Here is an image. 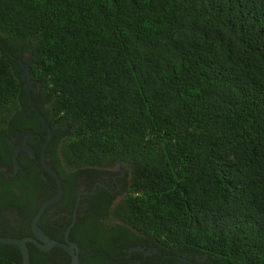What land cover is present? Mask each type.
Wrapping results in <instances>:
<instances>
[{"label": "trees", "instance_id": "obj_1", "mask_svg": "<svg viewBox=\"0 0 264 264\" xmlns=\"http://www.w3.org/2000/svg\"><path fill=\"white\" fill-rule=\"evenodd\" d=\"M20 61L63 181L47 236L65 242L96 188L70 234L81 264L146 245L177 264H264V0H0V237L24 239L57 185L26 152L2 174L13 137L44 134ZM0 264H23L20 249L0 243Z\"/></svg>", "mask_w": 264, "mask_h": 264}, {"label": "water", "instance_id": "obj_2", "mask_svg": "<svg viewBox=\"0 0 264 264\" xmlns=\"http://www.w3.org/2000/svg\"><path fill=\"white\" fill-rule=\"evenodd\" d=\"M20 62L23 64L22 61ZM24 67L26 68V73L24 75L25 87L30 94V98L32 101V111L35 112L39 116V118L41 119L43 123V130L46 132V141L42 144L41 161H38V162L41 165L43 171L47 172L55 180L56 185H57V193L52 198H49L41 205L39 211L33 218L32 223H31L32 232H33L32 237H27L24 239L0 237V243L6 244V245L17 246L22 253L23 264H32L31 255H30L29 248H28L29 243L34 244L43 252H50L51 250L56 249V248L62 249L71 257V264H81V259H80L81 250L76 243L70 240V234H71L72 229L77 224L78 211H79L82 197L93 194L96 188H94L92 192H83L78 196V200H77L74 213H73V221L65 233V242L54 241L44 233V231L40 227V221L49 207L55 206L63 200L64 188H63V181L60 175L53 168L49 166L48 161H47V151H48L49 145L51 143V138H52L51 127L48 121L46 120V118L42 115L40 110L37 108V102L32 96L33 92H35L36 95L38 94L39 88L34 87L31 81L32 77H31L30 71L26 65H24ZM31 137H38V136L33 133H28V134L23 135V137L21 138V141L26 142L27 139ZM20 150L28 151L29 153L32 154V157L35 158L34 150L29 149L27 146L18 148L14 154V163H15L16 169L19 167L18 155H19Z\"/></svg>", "mask_w": 264, "mask_h": 264}, {"label": "flooded vegetation", "instance_id": "obj_3", "mask_svg": "<svg viewBox=\"0 0 264 264\" xmlns=\"http://www.w3.org/2000/svg\"><path fill=\"white\" fill-rule=\"evenodd\" d=\"M51 133H52V137H53L52 128H51ZM37 136L38 137H31V138L27 139L26 142H22L21 141V138L23 137V134H22L21 136L13 137L9 141V144L11 145V147L13 149V152H15L18 148H21L23 146H27L29 149L34 150L35 158L32 157V154L31 153H29L28 151H25V150H20L19 151V154L21 152H26L27 154H29V156L31 158H33L37 163H39L38 161H41V157H42V144L46 141V132L44 131L43 136H39V135H37ZM34 138L35 139H38V142H32L34 146L31 147V145L29 144V141L31 139H34ZM51 141H52V138H51ZM38 150H40V158H38L37 155H36V152ZM48 160L49 159H48V151H47V161ZM19 169H20V166L17 169L14 166V170L12 171V173H9L7 171L8 170L7 168H2V171H3L2 174L7 175V176H11V177H14L15 178L17 176L18 172H19ZM45 173H47V172H45ZM123 176H126V175L123 174ZM120 180H121V178L118 180V177H115L113 179V182L112 183L116 186V190H121ZM125 252H127V254H128L127 260H129V262L127 264H154V263H158V264H171V263L172 264H177V263H175L174 260H167V261L160 260L159 259V255L160 256L161 255L163 256L165 254L161 253L158 249H156L155 247H152V246H147V245L146 246H139L137 248H132V249H130L128 251H125ZM165 257L166 258H168V257L170 258V256H168V255H166ZM178 264H194V263L191 262V261H189V260L184 259V260H182Z\"/></svg>", "mask_w": 264, "mask_h": 264}, {"label": "rangeland", "instance_id": "obj_4", "mask_svg": "<svg viewBox=\"0 0 264 264\" xmlns=\"http://www.w3.org/2000/svg\"><path fill=\"white\" fill-rule=\"evenodd\" d=\"M128 181H130V175H129V177H128Z\"/></svg>", "mask_w": 264, "mask_h": 264}]
</instances>
